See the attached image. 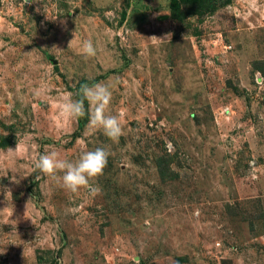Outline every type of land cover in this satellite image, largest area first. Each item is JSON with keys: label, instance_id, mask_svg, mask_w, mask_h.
Segmentation results:
<instances>
[{"label": "rangeland", "instance_id": "374dc122", "mask_svg": "<svg viewBox=\"0 0 264 264\" xmlns=\"http://www.w3.org/2000/svg\"><path fill=\"white\" fill-rule=\"evenodd\" d=\"M169 3L0 0V264H264V0ZM98 82L118 142L61 112ZM97 147L95 197L35 168Z\"/></svg>", "mask_w": 264, "mask_h": 264}, {"label": "clouds", "instance_id": "9594fccd", "mask_svg": "<svg viewBox=\"0 0 264 264\" xmlns=\"http://www.w3.org/2000/svg\"><path fill=\"white\" fill-rule=\"evenodd\" d=\"M82 52L87 57L96 55L92 40L82 43ZM79 99H73L71 94L61 104V112L72 120H79L86 115L85 101L90 106L88 112L90 126L100 130L113 142H118L124 134V129L118 115L112 114L110 106L113 99L112 86L105 82L81 87ZM110 152L105 147H97L84 151L75 161L64 158L57 151H49L38 155L35 168L50 178L61 181L62 187L77 193L87 189L91 196L101 194L102 189L93 185L92 181L103 175Z\"/></svg>", "mask_w": 264, "mask_h": 264}, {"label": "trees", "instance_id": "16d2710c", "mask_svg": "<svg viewBox=\"0 0 264 264\" xmlns=\"http://www.w3.org/2000/svg\"><path fill=\"white\" fill-rule=\"evenodd\" d=\"M201 0H170L169 7L170 11L172 13V17L176 19H180L183 16L180 14V9H181V4H188V3H194V2H199ZM225 0H215L218 4H223ZM180 13V14H179Z\"/></svg>", "mask_w": 264, "mask_h": 264}]
</instances>
